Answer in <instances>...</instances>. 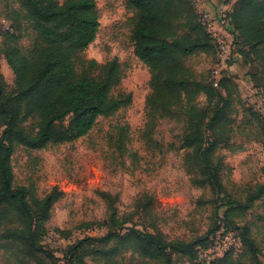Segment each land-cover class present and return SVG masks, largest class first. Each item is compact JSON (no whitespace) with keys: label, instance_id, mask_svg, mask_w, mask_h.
Wrapping results in <instances>:
<instances>
[{"label":"rangeland","instance_id":"rangeland-1","mask_svg":"<svg viewBox=\"0 0 264 264\" xmlns=\"http://www.w3.org/2000/svg\"><path fill=\"white\" fill-rule=\"evenodd\" d=\"M54 1L62 5L67 0ZM95 2L99 28L84 58L99 67L117 60L121 81L112 92L131 98L114 115L100 117L80 139L50 143L41 150L15 149L14 186L28 189L33 206L36 200L42 201L53 193L58 196L49 219L39 224V232H60L73 244L86 237L103 238L110 231L125 235L128 229H135L162 233L168 242L191 243L216 228L226 212L228 219L223 222L238 228L243 237L248 234L258 250L259 262L264 264V51L256 56L240 35L223 58L218 52H196L182 59L195 81L209 83L227 77L236 87L222 120L211 122L215 108L221 107L216 103L209 108L204 126L210 140H220L216 155L222 160L224 193L219 196L210 186L199 184V164L190 157L191 150L182 148L188 131L184 111L174 108L168 112L158 105H149L151 72L136 57L132 39L139 19L137 11L127 0ZM238 2L231 0L226 4L233 12ZM19 9L20 0H0V74L7 93L16 89L17 80L5 58V29L13 24L14 36L25 53L35 47L38 38L27 21L21 20L20 26L14 21ZM101 75L99 68L91 69L92 77ZM195 102L200 109L209 107L203 95ZM250 108L256 117L249 114ZM70 119L69 116L58 125L66 127ZM24 126L34 133L38 120H28ZM2 132L0 127V137ZM101 193L111 198L103 199ZM256 196L261 197L248 203ZM228 200L235 205L226 206ZM19 224L16 214H9L7 209L0 211V237ZM115 247L120 255L106 258L104 253ZM132 248L133 244L122 246L115 238L108 243L85 245L75 255L86 264H159ZM232 254L227 264H254L246 248L237 247ZM210 256L202 253L199 262L206 263ZM0 264L56 261L42 250H32L22 243L8 245L0 238ZM173 264L192 262L175 255Z\"/></svg>","mask_w":264,"mask_h":264},{"label":"trees","instance_id":"trees-1","mask_svg":"<svg viewBox=\"0 0 264 264\" xmlns=\"http://www.w3.org/2000/svg\"><path fill=\"white\" fill-rule=\"evenodd\" d=\"M127 1L139 16L132 37L134 53L151 72L149 105H158L168 112L174 108L184 111L188 131L182 148L191 150L190 157L196 158L199 164L201 179L198 183L210 186L221 196L224 193L220 176L222 160L216 155L220 140H210L204 126L209 108L216 103L221 107L215 108L211 122L222 120L224 108L236 87L227 77L217 80V86L214 79L209 83L197 82L182 61L196 52L216 55L214 40L191 0ZM238 3L230 14L235 29L234 43L241 35L258 56L264 51V0H239ZM15 14L17 25L20 26L21 20L27 21L38 38L35 47L25 53L14 36L13 24L10 22L9 30L5 29L8 33L5 36V58L17 84L12 93H7L0 74V127H3L0 137V211L7 209L9 214H16L20 224L3 232L0 238L8 245L22 243L32 250L49 253L54 262L60 264V259L45 243L49 232H39V224L49 219L58 196L53 193L42 201L36 200L33 206L28 189L14 186L12 156L18 147L41 150L50 143L80 139L92 130L100 117L114 115L131 97L124 98L123 94L112 92L121 81L122 70L117 60L99 67L84 58V52L95 41L99 28L95 0H67L62 5L54 0H20V9ZM94 67L101 70L100 78L91 76ZM200 95L206 97L208 109L196 105ZM247 111L256 117L253 108ZM69 116L71 119L66 127L58 125ZM32 119L38 120V129L34 133L24 126ZM101 197L108 199L111 195L101 193ZM260 197H252L248 203ZM225 204L233 206L235 202L228 200ZM228 214L225 212V218L219 220L210 233L191 243L168 242L162 233L128 229L125 235L110 231L103 238L86 237L69 244L61 253L68 264H86L82 257L77 259L75 252L78 249L117 238L120 245L133 244V252L151 256L159 264H173L175 255L189 259L192 264H200V249L208 247L211 237L219 229V222L227 221ZM225 225L239 233L240 246L253 256L254 264H261L256 245L248 234L243 237L238 228ZM58 235L62 236L60 232ZM233 251L211 264H227ZM117 255H120L118 247L104 253L106 258Z\"/></svg>","mask_w":264,"mask_h":264},{"label":"built area","instance_id":"built-area-1","mask_svg":"<svg viewBox=\"0 0 264 264\" xmlns=\"http://www.w3.org/2000/svg\"><path fill=\"white\" fill-rule=\"evenodd\" d=\"M200 14L201 19L208 33L214 40L217 47L218 56L223 58L233 45L235 29L231 23V7L227 0H191ZM229 3V4H226ZM220 4V5H219ZM222 7V8H221ZM9 30V26L6 28ZM215 86L217 81L215 80ZM85 234H88L87 232ZM89 236V235H86ZM45 243L49 248L54 251L57 258L60 259V264H68L64 259L61 249L68 246L70 240L62 238L58 234L49 233L45 237ZM241 240L239 233L230 230L226 227L225 223L219 222L218 231L211 237L208 247L201 248L199 251V261L202 253H209L210 256L206 263L211 264L213 261L223 258L227 253L240 247ZM59 253L61 256L58 257ZM201 264V263H200Z\"/></svg>","mask_w":264,"mask_h":264}]
</instances>
